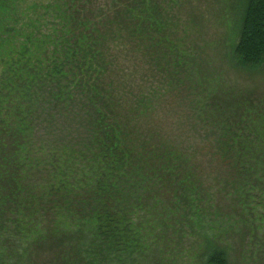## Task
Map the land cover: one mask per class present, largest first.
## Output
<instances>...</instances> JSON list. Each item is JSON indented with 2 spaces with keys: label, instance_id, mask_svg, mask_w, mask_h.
Here are the masks:
<instances>
[{
  "label": "rangeland",
  "instance_id": "rangeland-1",
  "mask_svg": "<svg viewBox=\"0 0 264 264\" xmlns=\"http://www.w3.org/2000/svg\"><path fill=\"white\" fill-rule=\"evenodd\" d=\"M173 1L180 51L115 61L124 96L161 101L109 200L76 148L27 137L13 106L25 115L28 98L0 79V264H204L215 249L264 264V66L233 56L243 0Z\"/></svg>",
  "mask_w": 264,
  "mask_h": 264
},
{
  "label": "trees",
  "instance_id": "trees-1",
  "mask_svg": "<svg viewBox=\"0 0 264 264\" xmlns=\"http://www.w3.org/2000/svg\"><path fill=\"white\" fill-rule=\"evenodd\" d=\"M23 1L14 0L0 16V79L11 81L16 99L28 98L25 115L15 105V116L34 142L76 148L81 179L89 177L87 186L99 201L109 200L138 163L140 117H148L161 101V96L154 101L150 95L124 96L115 61L132 56L137 64L142 57L180 51L171 40L182 33L174 1L33 0L16 17ZM236 28L235 60L264 66V0H243ZM148 147L144 158L155 151ZM204 264H226L224 253L213 250Z\"/></svg>",
  "mask_w": 264,
  "mask_h": 264
}]
</instances>
